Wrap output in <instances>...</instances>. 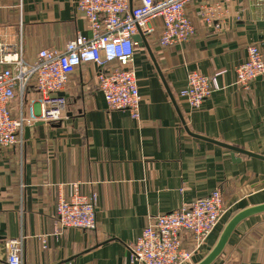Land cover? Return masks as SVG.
I'll use <instances>...</instances> for the list:
<instances>
[{
  "label": "crops",
  "instance_id": "crops-1",
  "mask_svg": "<svg viewBox=\"0 0 264 264\" xmlns=\"http://www.w3.org/2000/svg\"><path fill=\"white\" fill-rule=\"evenodd\" d=\"M74 1L0 0V57L5 46L34 62L42 49L63 50L78 34L90 35ZM130 1L138 6L141 0ZM186 12L195 27L189 42L161 46V23L153 22L147 40L155 61L138 47L139 120L108 110L95 79L98 67L83 66L61 92L65 119L38 121L26 127L29 137L25 128L22 144L0 149V263L8 241L19 240L24 264H140L130 245L154 218L221 188L227 213L196 263L234 213L264 203L263 160L233 158L186 131L264 156V77L249 88L236 84L248 47L259 45L264 54V0H198ZM194 71L219 74L220 86L197 110L179 97ZM38 98L35 84L22 99L17 92L15 114L29 115L32 106L40 114ZM76 185L95 195L94 230L59 222L57 205ZM214 264H264V214L243 221Z\"/></svg>",
  "mask_w": 264,
  "mask_h": 264
},
{
  "label": "built area",
  "instance_id": "built-area-1",
  "mask_svg": "<svg viewBox=\"0 0 264 264\" xmlns=\"http://www.w3.org/2000/svg\"><path fill=\"white\" fill-rule=\"evenodd\" d=\"M197 1L141 0L138 6H132L130 0H75V9L86 20L90 35L78 34L63 50L42 49L34 62L2 46L0 149L22 144L25 128L38 121L52 124L64 120L67 101L60 94L83 66L98 67L95 79L108 110L127 111L139 120L142 97L136 76L138 43L134 37L141 32L148 38L154 31L152 23L160 22L161 46L189 42L195 35V27L186 10ZM204 18L207 23L213 21L210 13ZM218 77L219 74L190 72L179 97L192 109H199L219 90ZM260 77H264V54L254 44L248 47L246 60L236 68V84L249 88ZM32 84L39 94L36 104L41 113L37 114L32 106L29 115L15 114L17 92L24 98ZM95 202V195L83 194L76 185L72 196L57 205L61 226L81 231L96 229ZM226 213L223 190L217 188L189 206L158 215L130 245L132 259L140 264H194ZM0 264H24L19 240L8 241L7 256Z\"/></svg>",
  "mask_w": 264,
  "mask_h": 264
},
{
  "label": "water",
  "instance_id": "water-1",
  "mask_svg": "<svg viewBox=\"0 0 264 264\" xmlns=\"http://www.w3.org/2000/svg\"><path fill=\"white\" fill-rule=\"evenodd\" d=\"M134 41L138 43L139 48L145 47L148 50V52L150 53L153 60L155 61V57H154L153 52L151 50V47L148 43V40L146 37L142 36L141 32L134 37ZM159 73H160V69H159ZM162 79L165 82L163 76H162ZM60 95H62V94H60ZM173 101H174V99H173ZM183 124H184V120H183ZM186 131L190 135H192L196 138H200V139H203V140H206L209 142H213L219 146H222V147L232 151L233 152V158H235V153H239V154H244V155H247L249 157L257 158V159L264 161V156L254 154V153L248 152L246 150H243V149L231 146V145H227V144H224L221 142H217L214 140H210L208 138H204V137L195 135V134L191 133L189 131V129H187V128H186ZM29 134H30V128H26V136L29 137ZM261 214H264V203L248 206V207H245V208L237 211L236 213H234L230 217V219L227 221V223L224 225L221 233L219 234V237H218L216 243L211 248V250L201 260H199L195 264H214L223 255V253H224L225 249L227 248V246H228L234 232L236 231L237 227L246 219L257 216V215H261ZM2 240H4V238L0 236V241H2Z\"/></svg>",
  "mask_w": 264,
  "mask_h": 264
},
{
  "label": "rangeland",
  "instance_id": "rangeland-1",
  "mask_svg": "<svg viewBox=\"0 0 264 264\" xmlns=\"http://www.w3.org/2000/svg\"><path fill=\"white\" fill-rule=\"evenodd\" d=\"M0 69H2V67H0ZM195 264V263H194Z\"/></svg>",
  "mask_w": 264,
  "mask_h": 264
}]
</instances>
